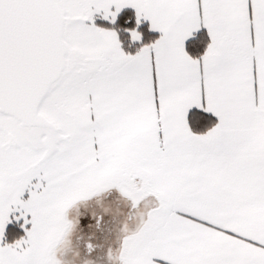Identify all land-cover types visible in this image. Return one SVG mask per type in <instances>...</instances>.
Segmentation results:
<instances>
[{
	"label": "snow or ice",
	"instance_id": "snow-or-ice-1",
	"mask_svg": "<svg viewBox=\"0 0 264 264\" xmlns=\"http://www.w3.org/2000/svg\"><path fill=\"white\" fill-rule=\"evenodd\" d=\"M0 264H264V0H0Z\"/></svg>",
	"mask_w": 264,
	"mask_h": 264
}]
</instances>
